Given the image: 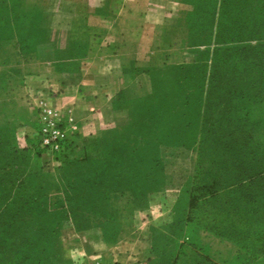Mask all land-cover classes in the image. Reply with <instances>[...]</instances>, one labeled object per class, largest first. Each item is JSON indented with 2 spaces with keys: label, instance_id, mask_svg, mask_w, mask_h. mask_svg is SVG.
<instances>
[{
  "label": "rangeland",
  "instance_id": "rangeland-1",
  "mask_svg": "<svg viewBox=\"0 0 264 264\" xmlns=\"http://www.w3.org/2000/svg\"><path fill=\"white\" fill-rule=\"evenodd\" d=\"M22 1L27 13L41 15L38 25L46 40L36 47L37 58L53 54V59L64 66L69 65L65 63L69 57L82 55L88 38L84 29L88 0ZM103 1L110 6L117 3ZM196 1L125 0L120 19L138 23L131 33L121 25L131 41L127 48L141 54L140 61L126 62L124 75L131 81L140 72L141 78L136 87L117 99L119 105L113 109L123 112L122 116L111 125H105L101 116L104 122L98 120L95 128L88 130V166L97 160L106 163L108 170L101 171L100 178L104 176L119 187L108 184L106 188H88V195H109L108 205L100 207L103 213L97 219H88V230H76L71 220L62 224V258L69 264L73 262L68 250L78 244L73 232H88V240L111 245L105 242L101 226L118 225L128 231L125 239L130 244L138 239L142 246H150L154 256L158 254L155 264L171 259L172 264H264V238L256 236L260 231L264 234V171L258 176L254 172L257 167L264 169V56L256 58L254 52L252 62L247 56H240L239 51L233 57H214V45L189 47L187 26L194 13L191 4ZM218 1L201 2L209 7ZM252 3L257 8L263 1ZM263 43L244 42L240 47ZM148 48L155 53L151 63ZM6 49L14 51V43L7 44ZM37 67L32 65L29 69L36 71ZM20 94L18 90L17 100ZM9 100L0 94V103ZM11 112V108L0 109V124ZM249 129L253 130L250 140L244 136ZM229 141L238 146L248 143L253 148L254 156L241 166L247 173L245 179L237 184L244 172L230 165L223 155ZM214 160L218 162L215 165ZM88 179H92L90 175ZM223 183L232 184V197L224 199L229 202L224 210L214 197H207L211 189L219 191ZM244 196L247 203L258 201L260 212L254 213L259 205L245 207L241 200ZM105 210L118 212V216L112 214L108 221H102ZM250 212L252 218L248 220ZM182 218L190 219L183 227ZM224 219L231 220L236 230L228 224L229 229L224 228ZM2 226L4 221H0V230ZM167 239L173 241V248L164 245ZM7 244L8 240L0 238V251ZM241 247L245 252L238 250ZM162 256L164 259L160 260Z\"/></svg>",
  "mask_w": 264,
  "mask_h": 264
},
{
  "label": "trees",
  "instance_id": "trees-1",
  "mask_svg": "<svg viewBox=\"0 0 264 264\" xmlns=\"http://www.w3.org/2000/svg\"><path fill=\"white\" fill-rule=\"evenodd\" d=\"M201 1L191 4L194 13L187 26L189 47L214 45L212 51L214 57L216 55L233 57L236 51L240 52V56H247L251 61L254 52L257 53L256 58L264 56V43L263 46L258 44L240 47L244 42H264V0L261 7L258 5L257 8L253 7L252 0H220L217 4L211 3L209 7L207 5L204 7ZM260 2L261 0H258V4ZM202 10L203 16H201ZM40 18L39 13L35 15L27 13L22 0H0V64L14 72V75L9 76V71H5L10 82L13 78L14 80L18 78L17 74H21V70L17 68L19 58L26 60L23 58L28 54L36 55V47L46 40L39 29ZM87 42L88 38L83 45V53ZM10 43H14L17 51L6 49V45ZM239 62L242 61H235V64ZM257 62L261 63V59H257ZM5 72L0 74L4 75ZM4 76H0V94L6 91ZM201 83L204 84V80H201ZM6 124V122L0 124V221H4L5 225L0 230V238L4 241L8 240L9 244L0 251L2 252L0 264H69L62 258L63 250L59 240L62 224L71 220L76 230H88V219H97L103 213L100 207L107 206L109 201V195L106 196L102 192L88 195V188L101 186L106 188L108 184L118 188L119 184L109 183L104 176L100 178V172L107 171L108 165L97 160L88 166V155L80 159L81 171L71 166L77 161L79 154V145L74 140L68 143L57 157L54 173L45 172L42 166L31 169V162L41 158L36 139L30 142V148L19 149L15 144L12 130L5 126ZM218 125L221 126V123ZM244 136H248L249 140L251 137L253 139V130L249 129ZM231 139L232 137H229V140ZM86 147L88 148V144ZM224 149V157L240 172H244L241 170L242 164L254 156L251 151L253 148H250L248 143L238 146L233 141H229ZM216 155L220 157L221 154ZM212 162L214 165L218 163L215 160ZM261 168H264V161ZM256 170L254 172L257 176L264 171V169L258 170V167ZM219 173L224 174L225 170H219ZM245 174L247 173L240 174L236 184L245 179ZM89 175L92 179H88ZM231 185L223 183L219 191H212L211 187H208L209 190L211 189L207 194L208 200L214 197L224 210L225 205L229 203L224 199L232 197V192H229ZM241 200L245 207L259 205L258 201L253 204L252 201L247 203L248 199L245 196L241 197ZM261 204L264 202L262 201ZM259 208L260 205L257 207L258 211L254 213L260 212ZM104 212L102 221L104 219L108 221L112 214L115 218L118 216V212L115 214L107 210ZM247 215L248 220H251V212ZM182 220L181 227L190 219L182 218ZM227 220L224 219L221 225L229 229L226 225L232 227V223L231 220ZM101 228L100 232L107 244H114L121 231H124L119 225L116 228L108 226ZM256 228L262 230V227ZM212 229L217 230L216 227ZM231 230H236V227H232ZM256 236L260 239L264 238L261 231ZM234 243L239 247V243ZM164 245L170 249L174 247L173 241L168 239ZM241 248L238 250L245 252L244 247ZM161 259H164L163 256ZM165 264H172V259Z\"/></svg>",
  "mask_w": 264,
  "mask_h": 264
},
{
  "label": "crops",
  "instance_id": "crops-1",
  "mask_svg": "<svg viewBox=\"0 0 264 264\" xmlns=\"http://www.w3.org/2000/svg\"><path fill=\"white\" fill-rule=\"evenodd\" d=\"M114 1L117 6L105 5L103 0L97 4L88 0V18L84 23V29L88 33L87 46L83 55L66 60L65 63L69 65L62 66L61 62L53 59V54L43 58L28 54L23 58L26 60L19 58L21 74H17L18 78L15 77L10 82L7 76L14 75V72L0 64V73L9 71L8 74L5 72V76H0H4L6 80L4 98L11 99L8 103H0V109H12L5 126L12 130L17 148H30V140L36 139L40 109L51 108L58 113L64 125L71 124L77 128L71 133V140L78 143L79 154L77 161L71 166L81 171L80 159L88 155V133L95 128L96 122L103 116L105 125H111L122 116L123 112L113 109L119 105L117 99L122 93L136 87L141 78L139 72L130 81L124 75V65L130 61L133 64L134 61H140L141 53L127 48L131 41L121 26L124 24L131 33L138 23L120 19V13L125 10V0ZM134 36L135 33L132 38V43L135 44ZM148 49L147 58L151 63L155 53ZM32 65L38 66L36 71H30L29 67ZM18 90L21 94L17 100L15 94ZM104 118L100 123L104 122ZM46 160L45 156L33 160L30 168L44 166ZM56 166L57 163L50 164L44 171L54 173L53 168ZM73 234L78 244L72 245L68 250L72 264H155L159 260L158 254L154 256L150 246H142L138 239L131 244L126 241L128 231H121L117 241L111 245H105L96 239L88 240V232Z\"/></svg>",
  "mask_w": 264,
  "mask_h": 264
},
{
  "label": "built area",
  "instance_id": "built-area-1",
  "mask_svg": "<svg viewBox=\"0 0 264 264\" xmlns=\"http://www.w3.org/2000/svg\"><path fill=\"white\" fill-rule=\"evenodd\" d=\"M37 125L35 138L37 147L41 151V157L45 156L47 158L46 166L56 164L57 157L64 151L66 145L72 141L71 133H74L77 128L71 124L64 125L58 113L47 107L40 109Z\"/></svg>",
  "mask_w": 264,
  "mask_h": 264
}]
</instances>
